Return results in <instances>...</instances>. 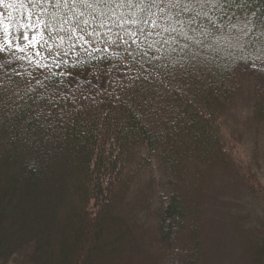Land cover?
<instances>
[{
  "label": "trees",
  "instance_id": "trees-1",
  "mask_svg": "<svg viewBox=\"0 0 264 264\" xmlns=\"http://www.w3.org/2000/svg\"><path fill=\"white\" fill-rule=\"evenodd\" d=\"M42 7L46 13L30 10L39 13L45 23L51 21L59 31L57 22L70 15L68 8L58 9L51 4ZM112 9L103 5L78 9L85 12L79 19L87 17L89 21L81 26L99 34L86 37L95 47L75 38H65L63 43L59 39L53 41L45 32L47 44L41 41L25 53L13 49L16 55L32 60L31 66L27 59L17 61V71L23 73L19 65L24 64L45 84L50 83L45 77L51 76V83L63 82L67 95L58 93L53 105L48 102L52 98L50 89L46 91L35 81L29 84L30 77L13 75L8 82L22 98L18 106L0 110V264H133L132 255L137 252L134 234L117 209L128 192L131 176L126 169L133 149L144 145L150 158L156 152L155 160L174 179L183 167L179 147L182 138L202 143L203 150L205 145L218 150L213 136H201V132L205 136V125L216 120L214 110L205 111L190 95L184 96L183 87L176 83L182 81L179 70L162 51L167 46L161 50L155 43L157 35L144 24L145 33L151 31L153 35L147 40L140 36L132 43L130 33L139 34L141 23L135 26L114 22ZM8 11L18 22L11 32L20 35L18 29L25 22V10ZM253 11L254 23L264 21L262 0H247L243 7L226 3L216 20L228 22L231 14ZM0 12L7 15L2 6ZM32 19L35 21L37 16ZM70 23L75 24L76 20ZM64 28L69 29V25ZM126 29H131L129 35L125 34ZM40 31H44L43 24L29 30V39ZM3 37L0 29V42ZM120 37L128 43H122ZM113 40L117 43H105ZM56 45L66 55L53 60L48 48L55 52ZM38 63L46 67H37ZM3 72L0 69V75ZM179 95L183 97L179 99ZM175 101L180 105L179 112L178 106L172 104ZM256 113L258 116L261 110ZM248 174L244 171L242 178L250 188ZM40 187L47 197L42 202ZM176 195L168 196L167 204L159 210L153 244L157 242L163 254L174 252L179 256L171 264H201L197 244L183 245L181 251V247L173 248L178 237L174 234L187 232L184 222L193 217L192 207L186 201L181 203Z\"/></svg>",
  "mask_w": 264,
  "mask_h": 264
},
{
  "label": "rangeland",
  "instance_id": "rangeland-1",
  "mask_svg": "<svg viewBox=\"0 0 264 264\" xmlns=\"http://www.w3.org/2000/svg\"><path fill=\"white\" fill-rule=\"evenodd\" d=\"M112 8L114 22L149 19L147 10L141 11L138 7ZM152 11L159 14L157 9ZM222 11L217 6L209 13L211 20L222 24L228 35L239 36L240 40L234 48L221 44L218 53L202 49L194 41H187L179 34L183 28L189 36L203 39L199 32L200 24L204 23L208 25L212 36L217 35L207 18L201 17L194 25L196 32L188 27L186 19L183 26L174 24L178 31L171 33L163 31L172 23L164 19L158 23L160 27L155 29L150 23L133 24L141 26L140 29L144 24L149 30L161 33L157 36L161 42L159 47L162 50L167 46L162 51L179 70L182 81L175 80L178 86L183 87L184 96L190 95L205 111L214 110L212 113L217 117L213 123L205 125V136L203 132L201 136H213L218 143L216 151L208 145L203 150L202 143L196 144L192 138H182L179 147L182 150L183 167L176 179L170 178V171L159 160H155L156 152L151 158L147 156L144 145H136L132 151L133 158L128 155L131 162L126 169L131 176L128 192L117 209L121 210L122 219L128 221L134 234L133 243L137 252L132 253L133 264H171L172 261H178L179 256L174 252V255L163 254L159 244H153L152 240L157 230L159 210L164 208L168 196L173 194H177L181 203L186 201L193 213L190 212L193 217L184 222L187 232L174 234L178 237L173 248L197 244L196 251L201 264H264V72L249 64L239 63L242 56H249L248 52L241 50L240 45L247 46L251 42L259 47L264 43L260 28L264 21L254 23L253 32L243 36L238 29L243 27L242 21L246 14L252 20L251 13L231 14L228 22L217 21ZM168 14L169 10L166 9L164 15ZM231 24L237 28L230 29ZM126 30L128 33L131 31ZM212 36L208 37L206 43L212 42ZM185 43L190 47L181 51ZM233 43H236L235 40ZM197 52L200 57L192 60L191 56ZM205 53L209 57L206 61L202 59ZM122 93L131 95L127 91ZM172 104L178 106L179 112L178 102ZM259 109L261 113L257 116ZM218 158L225 163H218ZM244 171L251 178L250 188H247V181L242 178ZM39 191L42 202L47 197L43 188L40 187Z\"/></svg>",
  "mask_w": 264,
  "mask_h": 264
},
{
  "label": "snow or ice",
  "instance_id": "snow-or-ice-1",
  "mask_svg": "<svg viewBox=\"0 0 264 264\" xmlns=\"http://www.w3.org/2000/svg\"><path fill=\"white\" fill-rule=\"evenodd\" d=\"M231 2L235 7H243L244 3H247V0H243L242 3H237V0H0V6H2L7 15L4 12H0V29L3 30L4 37L3 41L0 42V54L7 53L8 55L0 56V69H4L3 75H0V110L9 109L13 106H18L19 100L22 98L19 90H13L8 86V82L12 81L13 75L15 76H26L31 79L28 81L31 84L32 81H35L36 84L41 85L46 91L50 89L52 92V98L48 101L50 104L54 105V102L57 98V94L60 92L65 93V97L67 95V90L62 87V83H51V76L45 77L46 80L50 81L49 84H45L43 81L38 79L33 72L28 70V67H25L24 64H20L19 67L24 69V72L21 73L17 71L14 65L17 61L28 60V65L31 66L32 60L30 57L16 55L13 52L15 49L17 52L25 53L28 48H35L37 44H40L43 41L44 44H47V41L44 40V34L47 32L48 39L55 41L59 39L61 43L65 40V38L72 40L75 38L77 42H82L83 44H93V42L86 37H92L93 35H99L96 33V30L93 29L92 32H87L84 27L81 25L89 24L87 19L81 21L79 18L85 15V12L78 11L81 7L84 9H94L100 5H103L108 8L115 7H138L141 11L147 10L149 19L138 20L133 19L131 21H126V23L132 24H149L152 28H159L160 24L158 21L161 19L172 21L168 27L163 29L164 32H176L178 31L174 24L184 25L185 19L187 20L188 27L191 28L193 32H196L197 29L194 25L197 24L198 20L203 17L208 19V23L211 24L212 29H214L217 35L212 36V32L209 30L208 25L201 23L200 24V32L199 35L203 37V39L195 38L189 36L186 31L181 28L179 30V34L184 36L187 41H194L197 45H199L202 49H211L213 52L218 53L220 50V45L224 44L228 48H234L239 44L240 37L239 36H231L226 33V30L222 24H217L215 21H212L209 13L216 9L219 6L221 9L224 8L226 3ZM264 2V0H262ZM44 4H51L55 8L66 7L70 13L62 22L59 23V31L56 29V25L51 21L45 23L44 20L39 18V13L33 12L30 9H40V12L46 13L47 9L42 7ZM9 9L13 11H20L21 9L25 10L26 19L25 22L19 24L20 35L13 36L11 29L16 26L18 23L14 17L12 11H8ZM152 9H157V12H153ZM169 10L168 15H164L165 10ZM207 9V10H206ZM172 10H175L174 13ZM33 15L37 16V19L33 21ZM262 17H264V12H262ZM251 16H256V12L253 11ZM183 17L184 19H181ZM55 19V17H53ZM75 19L76 23L71 24L70 21ZM243 27L239 28L238 31L243 36H248L253 29L255 28V24L251 19L247 18V14L245 16V20L242 21ZM43 24L44 31L37 32L35 35L31 36L29 39V30L30 29H38L40 25ZM68 24L69 29H65L64 25ZM101 26H103V22L101 21ZM237 26L235 24L230 25V29H236ZM261 35H264V23L260 25ZM56 32V35L52 33ZM60 32H64L65 35H60ZM126 35L129 33L126 31ZM153 32L149 31L145 33V30L141 28L139 30V34L137 32H131L130 37L132 39V43H136V41L143 36L145 40L148 37L152 36ZM155 35H161L160 32H156ZM209 36H212V42L206 43V40ZM39 37V39L37 38ZM120 41L124 44L128 43V40L124 39V37L119 38ZM235 40V44L233 43ZM15 41V43H14ZM27 42V43H23ZM109 46L112 44H116L115 40L109 42H105ZM155 43H161L160 41H156ZM163 43H168V41H163ZM216 45V47H213ZM55 52L51 47L48 48L49 56L55 60L58 56L66 55V53L60 50V46L56 45ZM93 47L95 45L93 44ZM117 47L119 45L117 44ZM149 47H153L152 44ZM190 45L185 43L181 48V51L189 49ZM240 48L244 52H248V57H241L239 63L249 64L252 68H258L260 71L264 72V43H262L259 47L254 43H249V45H240ZM175 51V49H173ZM37 56L41 55L40 52L35 53ZM231 54V53H229ZM200 57V53L191 56L192 60H196ZM203 60H208L209 57L207 53H205L202 57ZM215 59V57H213ZM37 67H46V65L37 64ZM238 66V65H237ZM63 117H61L62 119Z\"/></svg>",
  "mask_w": 264,
  "mask_h": 264
}]
</instances>
